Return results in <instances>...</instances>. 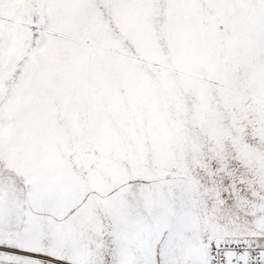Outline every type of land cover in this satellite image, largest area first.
<instances>
[{"label":"snow or ice","instance_id":"obj_1","mask_svg":"<svg viewBox=\"0 0 264 264\" xmlns=\"http://www.w3.org/2000/svg\"><path fill=\"white\" fill-rule=\"evenodd\" d=\"M0 264H264V0H0Z\"/></svg>","mask_w":264,"mask_h":264}]
</instances>
